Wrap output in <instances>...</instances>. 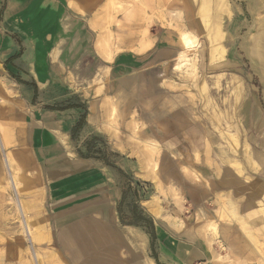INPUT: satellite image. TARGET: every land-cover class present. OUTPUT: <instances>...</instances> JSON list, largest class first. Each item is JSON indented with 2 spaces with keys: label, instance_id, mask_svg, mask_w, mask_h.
<instances>
[{
  "label": "crops",
  "instance_id": "0c3cea01",
  "mask_svg": "<svg viewBox=\"0 0 264 264\" xmlns=\"http://www.w3.org/2000/svg\"><path fill=\"white\" fill-rule=\"evenodd\" d=\"M98 39L68 0H0L3 80L20 94L23 148L48 192L64 260L264 264V98L232 83L242 79L246 56L231 47L220 73L205 79L208 98L195 101L165 86L179 52L168 34L151 38L145 53L128 44L110 64L98 53ZM96 79L105 82L98 86ZM110 107L121 132L158 146V181L125 138L110 136ZM126 175L157 189L159 182L175 187L192 232L170 231L155 205L130 203L131 192L140 194ZM212 223L226 254L210 245V230V243L200 234Z\"/></svg>",
  "mask_w": 264,
  "mask_h": 264
},
{
  "label": "rangeland",
  "instance_id": "374dc122",
  "mask_svg": "<svg viewBox=\"0 0 264 264\" xmlns=\"http://www.w3.org/2000/svg\"><path fill=\"white\" fill-rule=\"evenodd\" d=\"M68 1L76 12L89 20L92 27L100 28L104 23L109 24V16L113 14L118 20L123 22L126 35L130 34L135 27L143 25L145 27L141 30L148 28L150 38L161 39L164 35L166 36L168 34L169 37L173 38L175 43L179 44V52L184 51V48L180 44V36L182 31H189L186 27L188 22L186 11L187 6L190 5V1L192 0H115V2L112 0ZM262 1L264 0H228V7L218 11L219 18L217 23H222V34L217 42H212L207 34L199 31V65L196 78L193 79L188 76L187 73L176 72L171 69L170 74H165L166 76H164V79L167 77L169 78V80L165 82V86L171 88L173 91H184L189 94L190 98L195 99V101L208 98L210 91L204 85L205 79H211L213 76L220 73L218 64L226 63L229 56L228 50L233 47L234 53H236L237 56H240L241 59L244 58V56L247 58L244 59L246 61V67L240 70L241 73L243 72L241 74L242 79L235 78L236 81H232L233 86L234 83L235 85L237 84V86H234V88H236L235 91H238L240 87L243 88L246 84L247 92L251 89L252 94L264 98V68L261 63H259L260 61L251 55V39L256 37L259 31H262V28L258 25V21L264 19V11L260 9L263 4ZM119 4H122L126 9L135 8L137 19L134 21L133 25L128 24L129 21L126 19V14L122 9H119ZM116 9H119L120 12ZM143 9L145 10L144 14ZM208 18L211 20L212 15H209ZM194 19L197 20L198 16ZM211 22L213 21L211 20ZM114 26L115 25H112V30ZM114 31L115 30H113V32ZM96 32L99 38L101 32L99 33L97 30ZM216 46L226 49L225 57L220 61L212 59V50L215 49ZM179 52L170 62L172 67L176 64ZM2 67L3 66L0 64V97L4 99L6 105L5 107H0V119L8 134L7 150L16 159V166L18 168L21 166L20 169L23 170L24 188L22 192L23 196L21 197L27 207L33 224L36 226L39 234L44 238L43 242L36 246L38 253L44 264H69V262L64 260L58 239L54 237L55 230L51 227V212L48 202L49 195L45 189V184L39 176L36 166L32 164L29 158L28 148H23L24 143H27V133L22 131L18 118L23 112L19 101L20 94H17L12 88L8 89L10 86L4 84ZM224 78L225 75H223L222 79ZM100 80L98 82L96 79L94 81L95 85L101 86V84L105 82H102V79ZM111 110L112 108L110 107V114ZM118 120V116H115V119L110 118L108 128L110 136L114 134L115 137L125 138L128 146L130 145L131 149L135 148L133 155L139 158H141V155L143 156L146 163L144 171L147 172L153 180L158 181L159 168L158 164L155 162L158 149L154 151L150 144L139 141L136 136L131 138V136L134 135L130 129H128L129 134L128 132H121L119 130L121 127H119ZM230 137L234 142L236 141L238 143L237 136ZM22 158L25 160L23 162L24 164L21 163ZM0 159L2 160H0V264H33L34 253L32 244L25 236L17 206L15 204H10V200L12 198L16 199V196L8 184L9 172L3 161L1 146ZM128 182H130L132 188H135L140 194L137 198L131 192V195L128 197L130 203H132L133 199H139L145 206L155 205L159 209V214L163 220L162 222H165L164 224L171 228L170 231L177 233L192 232V228L188 227L190 223H188L187 220L190 218L188 217L189 212L185 208V200L175 187H167L159 182L157 189V186L152 181L147 182L142 179L139 180V178L134 180L132 176L126 175L125 183L128 184ZM262 205H264V201ZM262 211L264 213V209ZM182 224L186 227H182ZM212 226L218 229L217 224L212 223L210 229L206 227L204 230H200V234H202L203 237L206 236L209 243L212 237L210 232ZM213 245L214 243H211V246ZM213 247L216 252L226 254L218 244H215ZM261 253L264 256V247H262Z\"/></svg>",
  "mask_w": 264,
  "mask_h": 264
},
{
  "label": "bare ground",
  "instance_id": "6f19581e",
  "mask_svg": "<svg viewBox=\"0 0 264 264\" xmlns=\"http://www.w3.org/2000/svg\"><path fill=\"white\" fill-rule=\"evenodd\" d=\"M112 1L115 2V0H112ZM262 3H263L262 7L260 9L264 11V1H262ZM119 5H120L119 9H122L126 14V19L129 21L128 24L133 25L134 21H136L137 19L135 8L126 9L123 7L122 4H119ZM227 7H228V0H192L190 1V5L187 6V11H186V17L188 19L186 27L188 28L189 31H182L181 36L178 34L180 36V44L184 48L183 49L184 51L179 52L177 56L176 64H175V67L173 68L176 72H184V73H187V75L192 77L193 79L196 78L197 68L199 65V57H198L199 43H200L198 41L199 31L203 32L204 34H207L211 38L212 42H217V40L220 38L222 34L221 33L222 23L221 24L217 23V20L219 18L218 11L221 10L222 8H227ZM119 9L118 10L116 9V10L120 12ZM144 11L145 10L143 9V14H144ZM209 15H212L211 20L213 22L209 20L210 19L208 18ZM197 16H198V19L195 20L194 18ZM108 21H109V24L104 23L103 24L104 26L102 25L100 28L99 27L98 28L93 27V28L94 30L99 31V33L101 32L99 34L97 49L101 57L105 58V60L109 64L113 62L115 56H117L120 52L125 51L127 47H130L128 44H130L131 47H134L133 51L137 53H145L149 49H151L153 41L149 37V29L145 28L141 30L145 26L141 25L139 27H135V29H133L132 31L133 33L131 32L130 34L126 35V32H125L126 30L124 29L123 22L118 20V18L115 15L113 14L110 15ZM112 25H115L113 28V30H115L114 32L112 30ZM258 25L262 28V31H259L256 34V37L251 39V43H252L251 55L254 58H257V60L260 61L259 63H261L262 67L264 68V32H263L264 31V19H261L260 21H258ZM137 43L139 45L136 48L135 46ZM212 51H213L212 52L213 60L220 61L224 59L225 54H226V49L218 48L216 46L215 49H213ZM5 105H6V102L4 101L3 98L0 97V107H5ZM112 109L113 110H111V119H115L116 108L112 107ZM0 146L3 152L4 164L7 168V171L9 172L8 184L16 196V199L12 198L10 200V204H15L17 206L18 211L21 216V224H22L25 236L27 239H29V242L32 244L33 253H34L33 264H44L40 257V254L38 253L37 247H36L43 242L44 238L39 234V231L37 230L36 226L33 224L31 217L27 211V207L21 197L23 196L22 192L24 188L23 170L20 169L21 166L19 168L16 166L17 164L16 159L7 150L8 149V134H7L6 128L3 126L1 119H0ZM150 146L153 147L154 151L158 149L157 145L152 144ZM211 232L213 233V237L215 238L214 240L212 239V243L213 242L217 243L223 249V252H227L228 249L220 241L219 234H218L219 229H217L215 226H212ZM219 259L222 261H226L228 258L221 256L219 257Z\"/></svg>",
  "mask_w": 264,
  "mask_h": 264
}]
</instances>
